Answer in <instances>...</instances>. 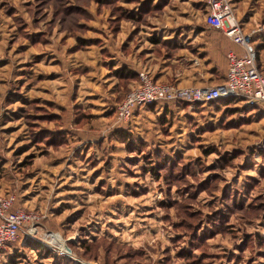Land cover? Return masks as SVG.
<instances>
[{
    "label": "rangeland",
    "instance_id": "obj_1",
    "mask_svg": "<svg viewBox=\"0 0 264 264\" xmlns=\"http://www.w3.org/2000/svg\"><path fill=\"white\" fill-rule=\"evenodd\" d=\"M229 3L264 70V0ZM208 11L207 0H0V196L40 217L0 264H264L258 105L160 102L117 120L140 73L174 89L223 83L189 44ZM191 64L201 84L181 85Z\"/></svg>",
    "mask_w": 264,
    "mask_h": 264
},
{
    "label": "built area",
    "instance_id": "obj_2",
    "mask_svg": "<svg viewBox=\"0 0 264 264\" xmlns=\"http://www.w3.org/2000/svg\"><path fill=\"white\" fill-rule=\"evenodd\" d=\"M206 23L220 30L226 38L242 50L238 55L227 56L226 82L214 88H186L155 84L145 72L140 73L139 85L119 105L118 122H128L138 107L151 106L160 102L204 103L241 97L248 105L264 108V74L257 63V52L252 47V34L240 26L229 0H207ZM16 196H0V252L20 238L23 229L40 220L38 214L16 208Z\"/></svg>",
    "mask_w": 264,
    "mask_h": 264
},
{
    "label": "crops",
    "instance_id": "obj_3",
    "mask_svg": "<svg viewBox=\"0 0 264 264\" xmlns=\"http://www.w3.org/2000/svg\"><path fill=\"white\" fill-rule=\"evenodd\" d=\"M205 24L206 25L197 26L192 30L191 35L195 36V38L189 44L198 45L197 51L199 52V56H203L205 63L210 62L204 69L206 71H212L214 68H218V71L223 74V83H225L228 70V54L231 51L241 55L242 50L230 42L220 30L213 29L208 26L207 23ZM213 45L216 46L215 52L212 50ZM204 69L202 68V70ZM260 69L264 74V70L261 67ZM182 74L183 76L180 79L181 85L189 86L201 84V79L203 78L202 71L194 64H191L188 68L183 70Z\"/></svg>",
    "mask_w": 264,
    "mask_h": 264
},
{
    "label": "trees",
    "instance_id": "obj_4",
    "mask_svg": "<svg viewBox=\"0 0 264 264\" xmlns=\"http://www.w3.org/2000/svg\"><path fill=\"white\" fill-rule=\"evenodd\" d=\"M260 68V67H259ZM139 73L140 72H137L136 74H138L139 75ZM117 74H119L120 76H122V77H126V76H128V78L130 79V80H135V81H137V76L138 75H136L135 74V71H132L131 69L130 70H123V71H118L117 72ZM138 80H139V76H138ZM138 82V81H137ZM137 85V84H136ZM135 85V86H136ZM242 100H244L243 98H241V97H232V98H228V99H223V100H219V101H215V102H211V103H208L207 105H210V106H214V107H218L219 105H225V106H228V105H236V104H238V103H240V102H242ZM183 104H177L176 105V107L178 108H180L181 106H182ZM152 107H157L155 104L154 105H151V106H149L148 108H152ZM169 108V105L167 104L166 105V109L165 110H167ZM147 109V108H146ZM235 110H237V109H235ZM253 110H257V111H259L260 113H263L264 112V108L263 107H261V106H257V107H255ZM40 248V247H39Z\"/></svg>",
    "mask_w": 264,
    "mask_h": 264
}]
</instances>
